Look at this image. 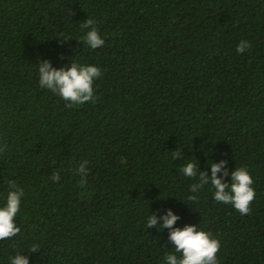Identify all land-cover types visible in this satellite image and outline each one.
<instances>
[{"label":"trees","instance_id":"trees-1","mask_svg":"<svg viewBox=\"0 0 264 264\" xmlns=\"http://www.w3.org/2000/svg\"><path fill=\"white\" fill-rule=\"evenodd\" d=\"M87 18L100 48L85 42ZM241 40L251 43L242 54ZM41 59L99 67L95 99L68 108L42 89ZM5 140L0 207L9 180L25 195L0 264L17 253L29 264H165L169 230L146 223L169 208L176 227L220 241L219 264H264V0H0ZM222 159L226 182L236 167L253 177L248 215L215 201L210 183L187 200L196 181L179 169L195 162L211 175Z\"/></svg>","mask_w":264,"mask_h":264},{"label":"clouds","instance_id":"clouds-1","mask_svg":"<svg viewBox=\"0 0 264 264\" xmlns=\"http://www.w3.org/2000/svg\"><path fill=\"white\" fill-rule=\"evenodd\" d=\"M95 21L87 18L81 29H89L86 33V43L91 49H97L104 45L105 41L95 28ZM61 38V37H59ZM68 40L61 38V42ZM251 48L250 41L241 40L237 45V53H244ZM38 68L39 86L59 95L67 102V107L74 105H83L86 102L95 99L94 81L102 75L101 69L95 65H82L75 61L70 66L56 68L51 60L41 59ZM8 149L7 141L0 142V153H5ZM182 157L181 152L174 153V159ZM89 161L80 162L76 173L81 176V183L87 181ZM227 161L222 159L212 162L211 175L207 171H198V164L187 162L179 171L188 178L196 182L190 186V192L193 193L187 197L188 201H198L196 195L205 185L209 183L215 189L214 199L217 202L231 204L242 216L248 215L251 211L250 205L255 198V189L252 187L254 180L246 167H239L231 172V183L225 181L229 176V170L226 167ZM223 173V175H218ZM49 179L52 182L61 180L60 170L53 171ZM9 191L7 192L5 204L0 207V240H10L21 232V228L16 223V217L20 212L21 201L25 195L23 187L19 186L17 181H7ZM181 219L171 208L162 215L158 216L152 213L148 217L147 229L154 226L162 232L169 230L168 240L174 245L175 252L165 253L163 259L165 264H219L217 253L221 248L218 239L213 238L212 234L204 230H198L197 225L188 224L183 228L176 227L177 221ZM41 247L34 244L29 253L36 252ZM176 253H179L178 257ZM10 264H29V256L17 253L10 258Z\"/></svg>","mask_w":264,"mask_h":264}]
</instances>
